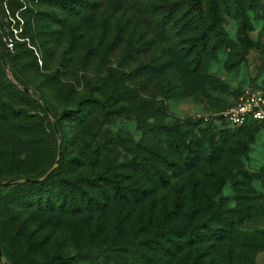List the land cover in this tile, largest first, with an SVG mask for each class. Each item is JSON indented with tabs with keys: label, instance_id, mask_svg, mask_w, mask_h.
I'll use <instances>...</instances> for the list:
<instances>
[{
	"label": "rangeland",
	"instance_id": "1",
	"mask_svg": "<svg viewBox=\"0 0 264 264\" xmlns=\"http://www.w3.org/2000/svg\"><path fill=\"white\" fill-rule=\"evenodd\" d=\"M0 56L60 119V170L0 190L20 264H264V122L218 121L264 94V0H0ZM21 90L0 69V181L57 150Z\"/></svg>",
	"mask_w": 264,
	"mask_h": 264
},
{
	"label": "trees",
	"instance_id": "2",
	"mask_svg": "<svg viewBox=\"0 0 264 264\" xmlns=\"http://www.w3.org/2000/svg\"><path fill=\"white\" fill-rule=\"evenodd\" d=\"M1 58H3L4 60H6L7 62H8V60L7 59H5L3 56H0ZM0 69H1V71L7 76V73H6V69H5V67H4V65L2 64V62H1V59H0ZM25 87H27V86H25ZM21 93L23 94V95H25V96H27V97H29V98H31L32 99V101L37 105V107L39 108V110L42 112V113H44L46 116H47V119L49 118L48 117V113H47V111L49 110L51 113H52V115L55 117V124H56V126H57V128H58V131L60 132V128H59V124H60V119L59 118H57L56 117V115L52 112V110H50V108L48 107V105L45 103V101H44V99L42 98V96H40V95H38L37 93H35L34 91H33V93L34 94H37L38 96H39V98H40V101L39 100H37V99H35L34 97H32L31 96V94H29V93H27V92H25V91H23V90H21ZM48 122H49V126H50V129H51V131L53 132V135H54V140H55V142L57 141V137H56V134H55V131H54V128H53V124H52V122H51V120H49L48 119ZM249 123H257V122H255V121H249V122H247L246 124H244L243 126H240V127H244V126H246V125H248ZM259 123V122H258ZM160 127L162 126V124L161 125H159ZM56 145H57V143H55ZM62 146V145H61ZM98 148H101V146H100V144H98L96 147H94V148H92V150L91 151H94V150H97ZM57 151H58V147H57V150L55 151V154L53 155V162H52V164L49 166V167H51L53 164H54V162H55V160H56V157H57ZM90 151V152H91ZM89 156L90 155H86V158H89ZM62 158H63V154H62V147H61V155H60V157H59V160H58V165H57V167L56 168H54L53 169V171L43 180V181H35V182H21L20 184L21 185H29V186H32V187H42V186H44L46 183H47V181L55 174V173H57L59 170H60V167H59V164H60V162L62 161ZM90 159H88V161H89ZM44 175V173L42 172V173H40V174H38V175H34V176H28V177H24V178H32V179H37V178H39V177H41V176H43ZM12 185V184H11ZM8 186H10V185H8ZM8 186H1L0 187V190L2 189V188H4V187H8ZM223 217V216H222ZM211 218H217L219 221H221V222H225L224 224H225V230H232V228H233V226H234V224H235V222L236 221H233V220H231V219H227V218H221V215L220 214H218V213H213V215L211 216ZM216 219V220H217ZM237 221H239V219L237 220ZM237 223V222H236ZM200 225H202V226H205L204 227V229L205 230H207V231H209V233L211 234V235H215V236H217V235H219V234H217V233H215V232H218L217 230H220V228H212L210 225H209V223H207V222H202V223H196V224H186V225H184V226H182V228H183V236L184 237H187V238H189V240H191L192 238H194V237H201V236H203V235H205V233L203 232V231H201L203 228H201L200 227ZM179 228H181V227H179ZM178 228V229H179ZM203 229V230H204ZM216 230V231H215ZM0 245H1V248H2V250H3V253H4V256H5V258L7 259V262H3V260L0 258V260H1V264H20L19 263V261L16 259V257H15V255H14V253L11 251V250H9L6 246H4L2 243H1V241H0Z\"/></svg>",
	"mask_w": 264,
	"mask_h": 264
},
{
	"label": "built area",
	"instance_id": "3",
	"mask_svg": "<svg viewBox=\"0 0 264 264\" xmlns=\"http://www.w3.org/2000/svg\"><path fill=\"white\" fill-rule=\"evenodd\" d=\"M218 121L232 127L243 126L249 121L264 122V94L259 90L248 89L219 116Z\"/></svg>",
	"mask_w": 264,
	"mask_h": 264
},
{
	"label": "water",
	"instance_id": "4",
	"mask_svg": "<svg viewBox=\"0 0 264 264\" xmlns=\"http://www.w3.org/2000/svg\"><path fill=\"white\" fill-rule=\"evenodd\" d=\"M1 62L2 64L4 65L5 69H6V72L9 76V78L16 84L18 85L19 87L22 88L23 91L31 94L32 97H34L35 99L39 100L40 101V98L37 94H34L33 91L31 90V88L29 87H25V86H22L13 76L12 72H11V69L9 67V64L6 60H4L3 58H1ZM49 117L51 118V122L53 124V128H54V131H55V134H56V137H57V147H58V151H57V157H56V160L53 164V166L48 169L43 176L37 178V179H32V178H20V179H10V180H6V181H0V187L1 186H8V185H11L13 183H17V182H35V181H43L52 171L54 168L57 167L58 165V160H59V157L61 155V144H60V136H59V131H58V128L55 124V117L52 115V113L48 110L47 111ZM0 258L4 261L5 259V256H4V253H3V250L1 248V245H0Z\"/></svg>",
	"mask_w": 264,
	"mask_h": 264
}]
</instances>
